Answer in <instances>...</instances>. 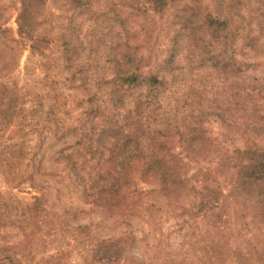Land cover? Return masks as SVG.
<instances>
[{"label": "trees", "instance_id": "16d2710c", "mask_svg": "<svg viewBox=\"0 0 264 264\" xmlns=\"http://www.w3.org/2000/svg\"><path fill=\"white\" fill-rule=\"evenodd\" d=\"M46 1L21 0L17 33L30 42L33 55L41 53L50 43L39 29ZM52 1L61 4V0ZM62 1L71 17L69 24L74 25L67 28L71 34L65 33L62 42L70 65L68 78L74 88L88 91L83 102L88 103L89 108L85 112L87 125H71L60 140H75V144L66 143L64 156L67 159L79 154L83 166L97 160L89 175L94 203L106 209L128 210L136 206L133 200L129 203L132 194L156 193L169 203L180 205L184 215L187 210L181 201L199 196L196 213L190 211V215L207 218L211 228L208 234L213 232L214 239L206 250L208 264H264V247L252 252L240 246L235 249L229 246L221 224L225 216L222 208L226 206L221 200V182L217 181L216 187L204 185L199 189L193 183L199 176L188 175L190 164L187 161L197 160L215 148L206 127L212 117L252 140L244 148L236 147L228 153L226 165H222L220 172L229 177L228 197L250 199L254 217L264 223V95L257 96L258 88L237 82L247 69L256 65L245 58L264 56V0H216L206 12L200 0H187L195 2L196 6L180 9L176 16L179 31L174 52L154 68L151 56L140 55L141 46L123 34L122 39L109 47L106 60L112 65L110 76H97L81 63L83 47L72 37L80 17L99 18L101 0ZM173 1L179 0H145V3L151 6L150 11L163 13ZM122 2L120 6L136 10L134 1ZM110 11L116 25L128 34L127 18L117 8ZM10 39L17 41L14 36ZM6 46L13 55L15 47ZM182 50L188 52L185 58L190 61L191 70L208 69L212 72L209 75L217 80L234 81L236 85H230L231 91L226 93L198 75L187 92L180 89L181 86L176 90L174 78L181 68L178 58ZM239 55L244 57L239 58ZM174 91L177 96L164 108L163 97ZM225 93L226 97H222ZM3 98H0V130L7 129L19 117L15 99L6 102ZM62 108L54 104L47 111V118L56 117ZM22 140L21 147L0 145V166L12 183L17 178L33 182V175L26 174L31 155L35 154L28 149L24 132ZM73 163L78 168L79 164ZM201 172L203 170L198 171ZM139 181L154 187L139 189ZM46 204L44 195L26 203L13 198L9 203L0 193V217L7 216L12 225L21 222V226L32 227L30 236L40 242L44 253L41 258L32 257L25 263L8 255V260L0 257V264H67L72 251L64 244L70 243L85 253L86 264H148L144 258L134 255L138 239L129 232L97 238L91 235L89 225H78L72 230V237H64V242L60 243L59 227L53 219H48L50 212Z\"/></svg>", "mask_w": 264, "mask_h": 264}, {"label": "rangeland", "instance_id": "374dc122", "mask_svg": "<svg viewBox=\"0 0 264 264\" xmlns=\"http://www.w3.org/2000/svg\"><path fill=\"white\" fill-rule=\"evenodd\" d=\"M130 1H134L136 10L120 6L122 0H101L99 18L80 17L76 30H72L76 44L84 48H81V63L97 76L111 75L112 65L106 57L109 47L122 39L123 34L130 41L137 42L141 46L140 55L145 58L151 56L153 67H158L166 56L174 52L176 33L179 31L176 25L179 10L196 6L193 1H173L163 13H155L150 11L151 6L145 0ZM63 2L61 0V4H57L56 1H46L40 17L43 23L39 29L50 43L42 48L41 53L33 55L30 42L17 33L21 0H0V98L4 97L3 101L6 102L15 99L19 108V117L7 129L0 130V145L23 146L24 132L27 134L28 149L35 154L31 155V164L26 174L33 175V182L17 178L12 183L0 166V193L9 203L13 198L19 203H26L35 196L44 195L50 212L48 219H53L56 227H59L57 233L60 243L64 242V237H72V230L78 225H89L91 235L97 238L117 237L126 232L134 234L138 239V248L133 253L147 260L148 264H208L206 260L209 255L206 250L214 239L213 232L208 234L211 228L207 218L198 214L190 215V211L196 213L199 196L186 197L181 201L187 210L184 215L180 205L169 203L156 193L132 194L129 203L133 200L136 206H130L128 210L99 207L94 203L93 190H89V175L97 160L93 163L88 161L83 166L80 165L83 160L79 154L70 159L64 156L68 147L66 143L75 144V140L68 138V142H65V139L60 138L71 125H87L85 112L89 105L83 102L88 97V91L74 88L68 78L71 71L62 42L65 33L71 34L67 28L74 25L69 24L71 17L62 6ZM200 3L206 12L216 4V0H200ZM110 8H117L127 18L128 34L116 25ZM13 36L17 41H11ZM7 44L15 47L13 55L6 50ZM187 54L183 50L179 53L178 63L181 68L174 78L176 90L181 86L180 89L187 92L189 84L198 75H203L205 81L226 93L231 91L230 85H236L234 81L217 80L215 76L209 75L212 72L208 69L191 70L190 61L185 58ZM243 57L239 55V58ZM245 59L256 65L247 69L237 82L258 88L256 95L262 97L264 56ZM86 75L89 76V72ZM175 91L163 97L164 108L177 96ZM226 93L222 97H226ZM56 103L63 107L62 111L49 120L47 111ZM206 127L215 148L197 160L187 159L190 164L188 175L199 176L193 182L199 189L204 185L216 187L217 181L221 182V200L226 204L222 208L225 216L221 224L229 246L233 249L240 246L252 252L261 250L264 247V223L254 217L250 199L228 197L229 177L220 172L222 165H226L228 153L236 147L244 148L252 140L241 136L236 129L214 117L207 120ZM178 151L181 149L178 148ZM73 161L79 164L78 168H75ZM83 168L86 170L82 171ZM201 170L203 172L198 173ZM137 187L150 190L154 186L139 181ZM21 225V222L10 224L7 216L0 217V257L8 260V255L16 256L23 263L32 257L41 258L44 255L41 252L43 246L30 236L32 227ZM64 245L72 251L67 264H86L84 252L72 243Z\"/></svg>", "mask_w": 264, "mask_h": 264}]
</instances>
